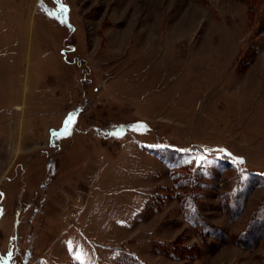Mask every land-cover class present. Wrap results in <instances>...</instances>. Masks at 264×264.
<instances>
[{
  "label": "rangeland",
  "instance_id": "obj_1",
  "mask_svg": "<svg viewBox=\"0 0 264 264\" xmlns=\"http://www.w3.org/2000/svg\"><path fill=\"white\" fill-rule=\"evenodd\" d=\"M260 210L264 0H0V264H259Z\"/></svg>",
  "mask_w": 264,
  "mask_h": 264
},
{
  "label": "trees",
  "instance_id": "obj_2",
  "mask_svg": "<svg viewBox=\"0 0 264 264\" xmlns=\"http://www.w3.org/2000/svg\"><path fill=\"white\" fill-rule=\"evenodd\" d=\"M225 158V157H223ZM229 158V157H226ZM253 174L261 176V173L259 172H252ZM186 174L188 173H182L180 175H177L174 177V182L178 189L180 190V193H186L189 186L191 185V179ZM241 191V190H240ZM238 191L227 203L226 212H228V215H230V219L237 218V216L242 211V196H240L241 192ZM240 192V193H239ZM182 201V205H183ZM233 212L234 214H232ZM232 214V217H231ZM189 219L192 221V224L196 226V229H198V238L206 242L205 236L209 232V230H214L215 227H213L211 224H209L203 216L201 215L200 211L198 210H190V212L187 213ZM264 236V210L257 211L253 217L251 218L247 228L238 236V243L242 245L244 248H250L252 249L256 243ZM196 248V245L185 247V250L191 251ZM259 264H264V256L260 258Z\"/></svg>",
  "mask_w": 264,
  "mask_h": 264
},
{
  "label": "snow or ice",
  "instance_id": "obj_3",
  "mask_svg": "<svg viewBox=\"0 0 264 264\" xmlns=\"http://www.w3.org/2000/svg\"><path fill=\"white\" fill-rule=\"evenodd\" d=\"M59 10H60V12H62V13L67 12V9H66L65 7H63V6H62ZM70 123H71V120L68 122V124H70ZM66 130H67V125H66ZM54 135H56V133H54ZM205 159H206V156H204V155H201V156L196 157V160H197L198 162H200V161H204ZM241 163H243V161H241ZM76 259H77L78 261H80V264H85V262L81 259L80 256H77Z\"/></svg>",
  "mask_w": 264,
  "mask_h": 264
},
{
  "label": "crops",
  "instance_id": "obj_4",
  "mask_svg": "<svg viewBox=\"0 0 264 264\" xmlns=\"http://www.w3.org/2000/svg\"><path fill=\"white\" fill-rule=\"evenodd\" d=\"M136 236H138V235H136ZM142 236H145V235H142ZM130 239V237H127V238H125V239H123L121 242L123 243V242H126V241H128ZM146 240H147V238H146ZM148 240H150L149 238H148ZM151 241V240H150ZM141 251H143V250H141ZM136 252V251H135ZM140 253V254H139ZM136 252V254L142 259V260H144L145 262H147V263H150L151 264V262L150 261H148L144 256V254H142V252Z\"/></svg>",
  "mask_w": 264,
  "mask_h": 264
},
{
  "label": "bare ground",
  "instance_id": "obj_5",
  "mask_svg": "<svg viewBox=\"0 0 264 264\" xmlns=\"http://www.w3.org/2000/svg\"><path fill=\"white\" fill-rule=\"evenodd\" d=\"M132 26H134V24L132 23ZM134 28V27H133ZM116 43H118V42H116Z\"/></svg>",
  "mask_w": 264,
  "mask_h": 264
}]
</instances>
